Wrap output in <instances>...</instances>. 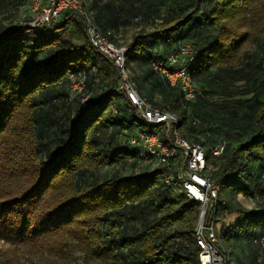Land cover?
I'll return each mask as SVG.
<instances>
[{"label":"trees","instance_id":"obj_1","mask_svg":"<svg viewBox=\"0 0 264 264\" xmlns=\"http://www.w3.org/2000/svg\"><path fill=\"white\" fill-rule=\"evenodd\" d=\"M141 1L91 0L88 11L101 33L115 35L137 5L145 19L157 18L164 7L161 23L154 25V19L151 31H137L127 45L126 69L135 64L145 71L151 85L147 95H162L152 107L177 114L180 129L193 141L200 142L206 130L224 138L225 153L212 178L221 199L225 193L226 199L241 195L261 203L260 212L238 209L237 225L230 230L235 238L257 239V256L264 259V0ZM80 16L65 12L52 29L0 27V242L59 258L73 242L98 258L117 260L114 254H119L123 264H199L195 228L200 207L163 188L159 180L169 173L156 170L84 184L76 177L96 157L107 166L139 161L137 150L125 144L126 134L134 132L127 119L143 131H161L139 119L117 91L120 73L89 43ZM255 31L262 34L254 40L261 60L247 64L246 71L232 69ZM73 39L80 45L70 44ZM182 44L196 53L191 72L197 87L205 86L202 90L220 97L219 102L199 93L184 103L152 69V63L165 61ZM158 47L168 51L160 55ZM47 52L50 59L43 64ZM79 74L86 77L85 107L79 102L74 114L66 104L62 125L54 131L51 125L44 141L37 108L57 109L55 88H66L69 76ZM228 208L226 202L220 215Z\"/></svg>","mask_w":264,"mask_h":264},{"label":"built area","instance_id":"obj_2","mask_svg":"<svg viewBox=\"0 0 264 264\" xmlns=\"http://www.w3.org/2000/svg\"><path fill=\"white\" fill-rule=\"evenodd\" d=\"M31 1L35 7L43 5L38 17L29 24L31 27H50L51 23L59 21L65 12L81 15L89 43L120 73L117 91L127 97L139 119L151 127H161L160 132H146L134 127V123L127 119L134 132L126 134L125 144L137 150L140 164L148 167L150 172L162 170L169 173L159 182L172 196L178 199L184 197L199 205L200 213L195 228L199 264H233L227 252L219 250L216 234L217 226L223 220L220 213L226 202L219 197L220 189L212 178V173L218 169L225 153L224 138L211 136L206 130L200 137V142L193 141L180 129V117L177 114L169 112L166 108L152 107L139 95L126 69L128 46L117 45L116 36L112 32L103 34L98 30L93 21V13L88 11L91 0ZM195 64V51L182 44L165 61L152 63L151 66L160 80L170 88L177 89L180 99L188 103L193 102L199 94L191 72ZM85 78L82 74L69 76L70 82L74 81L80 87L85 86ZM88 98L89 94H86L81 100L82 108L85 107ZM192 123L199 124L195 118L192 119ZM206 217L210 218L209 222H205ZM260 244L264 248V237Z\"/></svg>","mask_w":264,"mask_h":264},{"label":"rangeland","instance_id":"obj_3","mask_svg":"<svg viewBox=\"0 0 264 264\" xmlns=\"http://www.w3.org/2000/svg\"><path fill=\"white\" fill-rule=\"evenodd\" d=\"M118 1V0H117ZM145 2L151 3L155 2L157 5L160 4L158 0H144ZM143 1V2H144ZM141 1V3H143ZM142 5H137L136 11H139ZM43 8L41 4L38 7H35L31 0H0V27L7 28L11 25H23L30 26L36 17H38L40 13V9ZM144 10V9H143ZM142 10V11H143ZM136 11H130L127 13L130 17V22L120 27L119 29H115V43L119 46H126L130 43L132 37L139 30L151 31L154 25H159L160 17L165 16L166 10L164 7H159V16L155 19L154 25L151 22H154L152 18H144V14L138 13ZM137 14V17H136ZM135 16V17H134ZM144 18V19H143ZM152 19V20H151ZM262 35L260 32L255 31L254 35H252L251 39L247 43L246 47L243 49V57L240 61L234 62L231 67L232 69H244L246 71L251 65L253 60H261L262 53L258 48V42L254 41L258 36ZM256 42V43H255ZM76 47L80 45V42L70 40L69 42ZM166 47H158L156 49L157 53L160 55L165 54L168 50ZM41 62L44 64L50 59V55L45 53L41 56ZM129 74L132 77L133 82L135 83L139 94L147 99L149 105H157L162 101V95L158 92L153 93L152 99L147 95V92H151L150 82L146 79L145 71L139 66L133 64L129 68ZM99 81L101 82V77H99ZM258 82V80H257ZM102 83V82H101ZM199 93L206 94V97L210 99L211 102L217 103L221 99L220 97L213 96L211 91L204 89L205 86L202 84L198 85ZM241 86V84L239 85ZM142 92V94H141ZM86 95V88L80 87L76 82L71 81L66 88L61 89L55 88L53 96L56 99V107L57 109L48 106L47 104L41 105L37 108L38 110V118L39 126L38 131H42L44 136V141H47L48 132L50 133V128L53 131L55 128L60 127L63 122L62 117H64L65 105H69L75 108L74 114H76V109L81 103V100ZM223 96V95H221ZM41 96H37L38 101L42 102ZM81 107V106H80ZM73 108V109H74ZM219 122L217 125H220ZM52 125V126H51ZM51 126V127H50ZM218 126V127H219ZM55 131L54 133H56ZM53 133V132H52ZM55 136V135H54ZM53 137V134H51ZM104 142L106 139L103 140ZM55 145V144H54ZM100 158V157H99ZM101 160V158L99 159ZM96 157L94 160H87L83 166L82 171H78L76 173V177L81 184L84 182H88L91 180H96L98 182H103L109 179H121L132 175H141L147 174L151 170L148 167H144L140 164L139 161L135 158H129L128 160L119 161L111 166L102 165ZM224 198V197H222ZM225 201L227 205L235 210L244 209L248 211H254L256 209V203L259 202L257 199H247L241 195L238 196H229V199ZM228 210V209H227ZM225 210V211H227ZM225 211L223 213H225ZM224 216V214H223ZM221 217L222 219L224 217ZM223 223L219 222L217 229V241L218 244L222 247L224 251L231 257L233 264H264V259L257 256V245L254 240L249 236H243L241 238H235L231 230H227V227L222 226ZM219 227V228H218ZM226 229V230H225ZM65 256L63 258L55 257L49 253H40L32 249L28 246H11L9 244L0 242V263L6 264H123V261L120 260L119 254H114L117 257V260L112 258L101 257L98 258L96 256L90 255L84 251H81L77 248V245L73 242L69 244L64 249ZM117 255V256H116ZM5 256V257H4Z\"/></svg>","mask_w":264,"mask_h":264},{"label":"crops","instance_id":"obj_4","mask_svg":"<svg viewBox=\"0 0 264 264\" xmlns=\"http://www.w3.org/2000/svg\"><path fill=\"white\" fill-rule=\"evenodd\" d=\"M220 196L221 197H224L223 198L224 200L226 199V194L225 193H220ZM228 199H229V197L226 200H228ZM253 200H255V199H253ZM256 204H257L256 205L257 207H256V209L254 211L260 212V210H261V203L260 202H257ZM246 211H248V210H246ZM248 212H252V211H248ZM223 217L224 218L222 220V223H223L222 226H224V224H225V226L227 227V230H230L231 228H234L237 225V222H238V219H239L238 210H235L234 208L229 207L228 210L225 211ZM216 234H218V229L216 231ZM218 247L223 251L222 247L219 244H218Z\"/></svg>","mask_w":264,"mask_h":264}]
</instances>
